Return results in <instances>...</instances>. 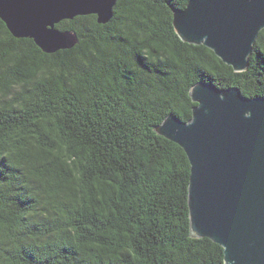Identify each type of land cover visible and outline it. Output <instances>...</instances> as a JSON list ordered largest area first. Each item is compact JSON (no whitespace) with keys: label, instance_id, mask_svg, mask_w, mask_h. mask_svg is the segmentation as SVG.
I'll return each mask as SVG.
<instances>
[{"label":"trees","instance_id":"16d2710c","mask_svg":"<svg viewBox=\"0 0 264 264\" xmlns=\"http://www.w3.org/2000/svg\"><path fill=\"white\" fill-rule=\"evenodd\" d=\"M189 1L63 20L78 42L54 53L0 19V264H224L191 236L186 152L155 128L192 119L200 81L264 97V29L235 71L179 37Z\"/></svg>","mask_w":264,"mask_h":264},{"label":"water","instance_id":"95a60500","mask_svg":"<svg viewBox=\"0 0 264 264\" xmlns=\"http://www.w3.org/2000/svg\"><path fill=\"white\" fill-rule=\"evenodd\" d=\"M116 2L0 0V19L15 37L54 53L78 42L74 31L57 27L61 21L95 14L107 23ZM173 24L183 41L205 45L241 72L264 29V0H190L174 9ZM190 92L192 119L171 113L155 129L190 161L191 236L223 247L224 264H264V97L203 81Z\"/></svg>","mask_w":264,"mask_h":264}]
</instances>
